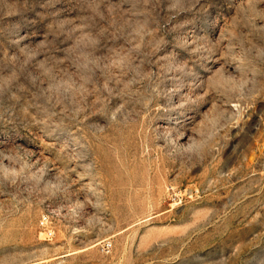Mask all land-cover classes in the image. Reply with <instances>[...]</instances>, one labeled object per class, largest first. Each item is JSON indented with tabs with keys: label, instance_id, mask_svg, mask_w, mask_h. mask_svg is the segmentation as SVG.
Returning <instances> with one entry per match:
<instances>
[{
	"label": "rangeland",
	"instance_id": "rangeland-1",
	"mask_svg": "<svg viewBox=\"0 0 264 264\" xmlns=\"http://www.w3.org/2000/svg\"><path fill=\"white\" fill-rule=\"evenodd\" d=\"M0 264H264V0H0Z\"/></svg>",
	"mask_w": 264,
	"mask_h": 264
}]
</instances>
